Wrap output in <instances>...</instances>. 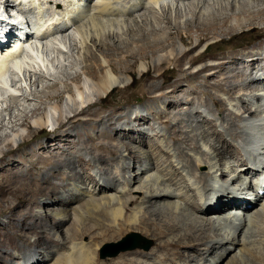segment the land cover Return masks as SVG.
Returning a JSON list of instances; mask_svg holds the SVG:
<instances>
[{
  "label": "bare ground",
  "instance_id": "1",
  "mask_svg": "<svg viewBox=\"0 0 264 264\" xmlns=\"http://www.w3.org/2000/svg\"><path fill=\"white\" fill-rule=\"evenodd\" d=\"M1 3L27 19L21 35L30 38L0 52V102L8 93L22 101V86L32 91L44 83L41 76L56 82L39 88V95L34 90L41 106L13 103L9 125L0 121V168L8 170L0 172V264H98V249L85 239H116L127 227L155 240L154 250L108 264H264V41H251L263 53H243L239 43L232 55H214L215 63L186 71L170 92L154 85L158 101H167L156 113L167 131L156 126L147 133L157 145H149L142 131L131 141L114 138L120 121L97 124L103 113L91 111L120 86V69L133 73L143 62L142 74L156 80L165 74L158 67L201 61L204 53L193 55L204 42L231 44L261 29L264 0ZM34 9L39 17L31 20ZM177 39L187 50L177 47ZM63 59L80 69L73 76L64 72L66 80L59 76ZM197 79L218 114L196 87L176 96L184 82ZM185 98L193 109H181ZM200 105L207 108L204 116ZM129 113L121 118L129 121ZM50 118L56 127L46 134ZM75 135L90 143L75 141L43 160L52 140ZM91 163L100 168L95 174ZM87 180L94 185L85 186Z\"/></svg>",
  "mask_w": 264,
  "mask_h": 264
},
{
  "label": "rangeland",
  "instance_id": "2",
  "mask_svg": "<svg viewBox=\"0 0 264 264\" xmlns=\"http://www.w3.org/2000/svg\"><path fill=\"white\" fill-rule=\"evenodd\" d=\"M1 5H3V4H1ZM25 9L28 10L29 7H28V9H27V7ZM37 12H39V9H34L33 12L31 10L29 12V14L31 13V15H32V17L34 19L35 18V14H37ZM45 15H46V10H45ZM37 16L39 17V14H37L36 17ZM45 18H49V17L47 16ZM32 27H31V29H32ZM263 27H264V24H261L260 25L261 29L257 30L254 33L247 34V35H245V36H243L241 38L233 39L231 41V44L228 43V44L220 45V44H216V42H214L215 44L211 45L210 42H212L214 40H211V41H208V42H204V43H202L200 45V47L197 49V51H195V55H193V57L194 56L197 57V56H199V55L204 53L202 55L203 57H202L201 61H199L197 63H191V61L186 60L185 62H183L181 67H179L176 63H172V64H170L168 66H164L162 68L158 67L157 70H159L160 72H165V74L162 77H160L159 79H156V80L150 79V76L142 74V72L140 70V67L142 66L143 62H140V63H138L135 66V68L133 69V73H124L121 69L118 70L117 73L122 78V82H121L120 86H118L115 90L107 93L103 98L98 100V104L96 106L91 107V111L92 112L97 110V111L103 113V116L101 118L102 121L98 122L97 124H99V123L100 124L101 123L106 124L104 122V118L105 119L106 118L113 119L117 123L120 121V124H119L120 126H119V129L117 131L118 134L116 136H114V138L120 139V140H124V141H131V140H133L135 138H139V136L142 135V134H139L141 131L143 132L142 136L146 137V139H147V138L150 137V136H148L147 133L150 132L151 130H153L152 128H155L156 126H159L164 132H166L167 131V127L165 125H163V124L158 123L157 115H156V113H157V111L159 109H161L162 107H165V104L162 103V101L165 102L166 99H164V100L162 99V100L158 101V95L160 94V92H155L153 86L154 85L163 84L164 88H163L162 91L166 92V93L170 92V90L173 89V86L178 84V82L182 78H186V74H185L186 71L192 72V73H196L198 70H200L206 64L215 63V60L212 59V57L214 55H217V56L232 55L234 52H232L231 50L234 49L235 47H237V45L239 43H241V46L238 48V50L243 52V53L245 51L251 49V48L253 50H255V51H259V53H263V51L261 49L253 48L254 44L251 43V41L253 42V41L257 40V39H259V40H257L256 42L264 41ZM71 33H72V30H71ZM259 35L261 37L257 38ZM58 38L61 41L63 40L62 39V35L61 36L59 35ZM196 40L197 39H195L194 43L196 42ZM68 45H69V43H68ZM177 47L180 48L181 50H187V48H188L186 45H184L178 39H177ZM255 47H259V46H255ZM65 52H68L67 48H65ZM68 54L70 55L69 52H68ZM76 55L78 56V54H76ZM65 56H66V58L69 57L68 55H65ZM70 61H71V59H69L68 61H64V59L61 60L62 66H61V68H59L60 71L57 70V71H59V76L63 77V79H64V77H66L63 74L64 72L66 73V71H67L69 74H71L73 76L74 74H76L80 70L78 66H77L78 67L77 68ZM144 63H148V67L147 68H150L151 71L155 70L154 66L149 65V61L148 60L145 61ZM58 64L60 65V63H58ZM69 65H71V66L69 67ZM37 72H36L37 76L35 75V78L37 77L36 79H39L40 76H39V73H37ZM100 75H103V73H100ZM52 78L51 77L44 78V77L41 76L40 79H42V81L44 83H42V82H40L41 84L39 83V85L41 87L40 86L39 87L34 86L35 88L32 87V91L30 89H28L27 85L24 84L27 88L24 85L22 86V88L24 87L23 90L25 89L27 91L24 90V92L26 94L24 95L25 98L22 99V101H21V99L20 100L18 99L19 101L18 100L17 101L14 100V97H19V96H12V94L10 95L9 93L6 94V98H4L5 101L3 103L0 102V121L2 119H6L5 123L9 125V120H10L9 117L10 116H9V112L7 111V108L8 107H14L15 105H13V103L19 104V107L21 106L20 107L21 109L24 108L25 106L28 107V108H30V107L32 108V107H34L36 105L41 106L42 105L41 101L38 98H36V97H34L32 95H35L34 94V90H35V93L37 94V92H38L37 95H39V94H41L40 92L48 84L55 83L56 80H54ZM64 80H66V79H64ZM18 87H21V86L19 85ZM195 87L200 89V91H201L199 96L202 99H204L205 101H207L208 105L212 107V109L214 110V112L216 114H218V111H217L215 105L213 104V102L211 100L207 99V97L202 93V89H203L204 85L198 79L196 80V83L194 85H192L191 83H188V82H184V84H183L184 91L183 92L180 91L179 93H177L176 96L182 97L183 95H185V93H190ZM39 88L42 89V90H40ZM11 96L13 98H10ZM26 96L30 97V98L28 97L30 101L26 100ZM222 96L226 97V95H224V94ZM21 98H22V95H21ZM20 104H22V105H20ZM193 108H194V106H192V104H190V102L188 100H186V98H185V100L183 101V104L181 106V109H183L185 111V110H191ZM17 109L18 108H15V113L18 111ZM200 109H201L200 111H202V115L203 116L206 115L205 111H206L207 108L205 106H203V105H200ZM129 112H131V114ZM127 113H129L130 115H132V113H133V116H131L129 121H126L125 119L121 118V117L124 116V114L126 115ZM210 116H213V115H210ZM118 119H120V120H118ZM218 123H219V121H218ZM117 126H118V124H117ZM0 127H1V125H0ZM55 127H56V124L52 121V118H50V124L47 127V129H46V134L52 133L53 129ZM194 127H196V129L199 128L197 126V124H194ZM218 130H220V127L218 128ZM25 131L26 130L21 131L22 134H27L28 133V131L27 132H25ZM154 131H155V129H154ZM154 131H152V132H154ZM10 132H11L10 129L6 130L7 134L10 133ZM93 133L95 134V131H93ZM15 137H16V139H15L16 141H14V142L16 144H20L21 143V139H19L20 137L19 138L17 136H15ZM94 137H95V139H97V137H98L97 134H95ZM150 138L151 139H150L149 145L153 146V145H157L159 143L158 140L153 138V136H151ZM45 139L47 141V137H45ZM79 140H84L88 144L90 143V140L88 138H86L85 135H84V137H82V135H75L73 137H68V139L67 138L64 139L65 142L63 140L62 141L60 140V141H57V142H53V140H52L50 142L49 148L47 147V149H45L44 152L42 153L43 160H47L50 156L56 155L57 151L61 152L65 148L69 147L72 143H75V141H79ZM99 141H101V140L99 139ZM169 141H171V140H169ZM137 145H139V143H137ZM235 146H236V144H235ZM22 150L23 151L26 150V147L22 146ZM34 152L37 153V150L34 151ZM124 154H127V153L125 152ZM128 161H129V159H128ZM130 163H131L132 166L137 165L133 161H130ZM91 166H92V168H90L91 170H89V173L95 174L96 172H98L100 170V168L98 166H96L94 163H91ZM6 168L5 167L0 168V172L8 171ZM27 168H29V166ZM83 168H84L83 165L78 166V169L80 171L82 170V172L84 171ZM134 170L136 171L137 169L135 168ZM69 182H71V181H69ZM86 182H85L86 183L85 186L94 185L92 183V181H88L87 180ZM79 206H80V204L76 203L73 207H79ZM132 207H134V206H132ZM37 211L44 212V209L39 208V209H37ZM68 212L74 213L75 211L68 209ZM72 222H73V220H71V222L68 225H70ZM132 233H138L145 240L151 242V246H150L149 250H145L143 248H137L135 250H128V251H125V252H121L120 254H118L115 257H107V258H102L101 257V252L106 246L112 245V244L118 245L129 234H132ZM85 242L87 244H89V246H91L93 249H96V248L98 249L97 250L98 251L97 252L98 253V259H99V263L98 264H108V263H110L109 261H112V260L113 261H117L121 255H129L128 258H133V253H135L136 251H143V252H145L147 254H150V253H152V251L154 250V248L156 246L155 245V240H153L150 236H148V235H146L144 233H139V232L130 230L128 227H127V230H125L116 239H109L108 237H106L104 239L91 240L89 238H86ZM19 243H22V242H19ZM143 245H148V243L147 242H143ZM117 248L118 247H112L111 246V247L107 248L106 251L107 252H112V251H115Z\"/></svg>",
  "mask_w": 264,
  "mask_h": 264
},
{
  "label": "water",
  "instance_id": "3",
  "mask_svg": "<svg viewBox=\"0 0 264 264\" xmlns=\"http://www.w3.org/2000/svg\"><path fill=\"white\" fill-rule=\"evenodd\" d=\"M143 242H147L148 245H143ZM111 246L118 247V248L115 251L107 252L106 251L107 248ZM150 246H151V242L145 240L138 233H132V234H129L120 244L118 245L112 244V245L106 246L101 252V257L102 258L115 257L121 252H125L128 250H135L137 248H143L145 250H149Z\"/></svg>",
  "mask_w": 264,
  "mask_h": 264
}]
</instances>
